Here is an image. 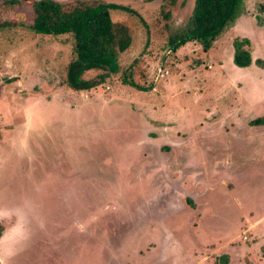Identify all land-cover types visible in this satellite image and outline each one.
Returning a JSON list of instances; mask_svg holds the SVG:
<instances>
[{
    "label": "rangeland",
    "instance_id": "obj_1",
    "mask_svg": "<svg viewBox=\"0 0 264 264\" xmlns=\"http://www.w3.org/2000/svg\"><path fill=\"white\" fill-rule=\"evenodd\" d=\"M9 1L0 264H264V68L233 62L236 39L264 59V0H245L207 52L168 49L195 0H100L119 7L112 19L133 44L116 75L84 91L65 83L72 36L35 33L29 8ZM130 72L155 90L123 83Z\"/></svg>",
    "mask_w": 264,
    "mask_h": 264
},
{
    "label": "trees",
    "instance_id": "obj_2",
    "mask_svg": "<svg viewBox=\"0 0 264 264\" xmlns=\"http://www.w3.org/2000/svg\"><path fill=\"white\" fill-rule=\"evenodd\" d=\"M8 3L23 4L29 8L30 27L35 33L72 36L74 57L67 66L65 83L76 91L93 89L116 75L120 69L119 56L133 44L129 26L112 19L111 10L119 8L114 4L100 0L71 3L54 0L23 3L12 0ZM245 12V0H195L186 23L170 33L168 49L176 51L188 44H196L207 52ZM170 13L167 12L166 19ZM165 27L170 30L169 24ZM233 45V62L236 66L246 68L255 63L264 68V59L253 61L248 39H236ZM127 75L129 78L124 77L123 83L141 91L154 88L152 82L140 86L133 81L131 72ZM3 231L4 227L0 224V237ZM217 264H228V256L222 255Z\"/></svg>",
    "mask_w": 264,
    "mask_h": 264
},
{
    "label": "built area",
    "instance_id": "obj_3",
    "mask_svg": "<svg viewBox=\"0 0 264 264\" xmlns=\"http://www.w3.org/2000/svg\"><path fill=\"white\" fill-rule=\"evenodd\" d=\"M166 74H167V72H160L158 74V78H163Z\"/></svg>",
    "mask_w": 264,
    "mask_h": 264
},
{
    "label": "crops",
    "instance_id": "obj_4",
    "mask_svg": "<svg viewBox=\"0 0 264 264\" xmlns=\"http://www.w3.org/2000/svg\"><path fill=\"white\" fill-rule=\"evenodd\" d=\"M188 45H191V44H188ZM152 90H155V87H154ZM140 91H141V90H140Z\"/></svg>",
    "mask_w": 264,
    "mask_h": 264
}]
</instances>
